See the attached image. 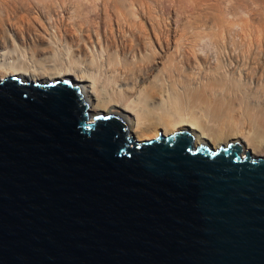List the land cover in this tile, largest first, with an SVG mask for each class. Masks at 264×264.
<instances>
[{"label":"water","instance_id":"95a60500","mask_svg":"<svg viewBox=\"0 0 264 264\" xmlns=\"http://www.w3.org/2000/svg\"><path fill=\"white\" fill-rule=\"evenodd\" d=\"M122 127L0 78V264H264V156Z\"/></svg>","mask_w":264,"mask_h":264},{"label":"bare ground","instance_id":"6f19581e","mask_svg":"<svg viewBox=\"0 0 264 264\" xmlns=\"http://www.w3.org/2000/svg\"><path fill=\"white\" fill-rule=\"evenodd\" d=\"M9 75L72 81L89 120L114 115L125 139L187 127L194 147L264 155V0H0Z\"/></svg>","mask_w":264,"mask_h":264},{"label":"rangeland","instance_id":"374dc122","mask_svg":"<svg viewBox=\"0 0 264 264\" xmlns=\"http://www.w3.org/2000/svg\"><path fill=\"white\" fill-rule=\"evenodd\" d=\"M135 41H133V43H134ZM135 43H137V42H135ZM134 43V44H135ZM220 47L218 46L217 48H215L216 49V51H214L213 52V54H214V57H213V59H214V61L211 63V65L213 66V68H216L215 66H217L218 64V66H220V65H222L223 64V59H222V49L220 48ZM169 55V54H168ZM171 55V57H170V59L172 58V56H173V58H174V55L173 54H170ZM169 55V56H170ZM224 55V54H223ZM151 57V56H150ZM172 58V59H173ZM229 58V62H235V59H230V57H228ZM258 59L256 56H253V58L251 57V59L253 60L252 61V63H254V60L255 59ZM171 59V60H172ZM216 60V61H215ZM255 61H257V60H255ZM198 63V62H197ZM215 63V65H213ZM198 64H200V63H198ZM210 65V66H211ZM211 66V67H212ZM200 67H201V65H200ZM183 68V72H184V74H186L187 75V73H188V76L189 75H191V72H190V70L188 69V68H186V67H182ZM235 75V74H234ZM234 75H232V76H229L232 80H230V82H233V84H236V86L235 87H239V85H241V86H245V84L246 83H244V79H242V77H237L238 75H235L236 77L234 78ZM239 78V79H238ZM240 80V81H239ZM56 81H66L71 87H74L75 88V91H76V95H77V98L79 99V101H81L80 103L81 104H83L84 106V110H83V115H84V117H85V121L86 122H94L95 121V119L97 118V117H109V116H114V115H109V114H107V115H102V114H100V115H97L92 121H90L89 120V114H88V112H87V110H86V107H85V105H86V103L84 102V97H83V95H82V93H81V88L78 86V85H75L72 81H70V80H56ZM56 81H53V82H50V83H54V82H56ZM229 82V83H230ZM41 84H44L45 82H40ZM242 83V84H241ZM231 84V83H230ZM232 84V85H233ZM234 86V85H233ZM239 87V88H243V87ZM122 123V122H121ZM122 125L124 126V127H122V130H123V132H125V133H127V130H128V128H127V126L124 124V123H122ZM182 129H188L187 127H185V128H182ZM182 129H179V130H182ZM151 133H149L148 132V135H150ZM126 136H127V138L128 139H130L132 142H135V143H137V142H140V141H143V140H146V139H149V138H143V139H137V138H135V137H132V136H128L127 134H126ZM232 142H235V141H232ZM232 142H230V143H232ZM235 143H237V144H239L238 142H235ZM200 146H206V147H209L208 145H205V144H202V145H200ZM195 147H197V146H195ZM194 146H193V148H195ZM264 156V155H263Z\"/></svg>","mask_w":264,"mask_h":264}]
</instances>
